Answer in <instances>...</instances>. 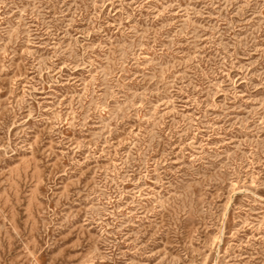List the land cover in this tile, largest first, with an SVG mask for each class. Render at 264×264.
Returning a JSON list of instances; mask_svg holds the SVG:
<instances>
[{
  "label": "rangeland",
  "instance_id": "obj_1",
  "mask_svg": "<svg viewBox=\"0 0 264 264\" xmlns=\"http://www.w3.org/2000/svg\"><path fill=\"white\" fill-rule=\"evenodd\" d=\"M0 264H264V0H0Z\"/></svg>",
  "mask_w": 264,
  "mask_h": 264
}]
</instances>
